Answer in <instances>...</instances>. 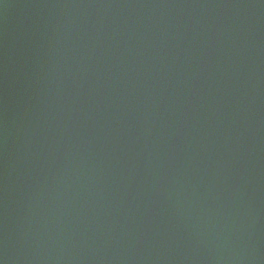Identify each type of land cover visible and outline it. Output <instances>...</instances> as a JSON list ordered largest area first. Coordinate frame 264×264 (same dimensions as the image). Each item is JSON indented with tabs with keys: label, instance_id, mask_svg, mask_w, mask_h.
<instances>
[{
	"label": "water",
	"instance_id": "95a60500",
	"mask_svg": "<svg viewBox=\"0 0 264 264\" xmlns=\"http://www.w3.org/2000/svg\"><path fill=\"white\" fill-rule=\"evenodd\" d=\"M0 264H264V0H0Z\"/></svg>",
	"mask_w": 264,
	"mask_h": 264
}]
</instances>
